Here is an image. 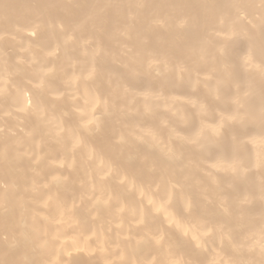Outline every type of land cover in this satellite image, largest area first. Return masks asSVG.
<instances>
[{
	"label": "bare ground",
	"instance_id": "1",
	"mask_svg": "<svg viewBox=\"0 0 264 264\" xmlns=\"http://www.w3.org/2000/svg\"><path fill=\"white\" fill-rule=\"evenodd\" d=\"M0 264H264V0H0Z\"/></svg>",
	"mask_w": 264,
	"mask_h": 264
}]
</instances>
